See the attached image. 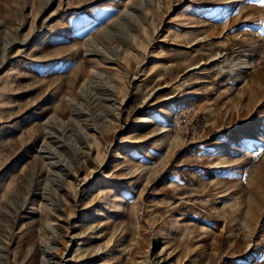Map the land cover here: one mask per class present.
<instances>
[{
	"label": "rangeland",
	"instance_id": "1",
	"mask_svg": "<svg viewBox=\"0 0 264 264\" xmlns=\"http://www.w3.org/2000/svg\"><path fill=\"white\" fill-rule=\"evenodd\" d=\"M0 264H264V0H0Z\"/></svg>",
	"mask_w": 264,
	"mask_h": 264
},
{
	"label": "bare ground",
	"instance_id": "2",
	"mask_svg": "<svg viewBox=\"0 0 264 264\" xmlns=\"http://www.w3.org/2000/svg\"><path fill=\"white\" fill-rule=\"evenodd\" d=\"M221 17H213V19H212V21L214 22L213 24H215V25H218V23H220L221 22ZM186 34H188V33H186ZM188 46H190V45H188ZM215 56V55H214ZM218 56V55H217ZM215 59H217V57H215V58H212V60H215ZM208 62L207 61H203V62H199V63H196V64H194V65H192V66H190L189 68H188V71L189 70H192V69H201L202 67H203V65H205V64H207ZM238 65H240L239 63H235L234 62V66H236L235 67V69H238V68H240ZM241 67H243V65H241ZM240 70V69H239ZM242 71V70H241ZM171 119H172V114L170 115V117H169V124L167 125V126H169L170 124H171ZM170 129V127L167 129V130H169ZM169 135V131H167L166 133H165V135H164V138H166L167 136ZM163 138V139H164ZM219 141H222L225 145H226V148H228V149H230V150H234V149H236L237 148V146H238V144L235 142V140H232V139H228V138H219L218 139ZM165 140H162V141H157L156 142V144H161L162 142H164ZM155 148L156 147H152L151 149H150V160H149V162L148 163H150V162H152V158L151 157H153L154 156V153H155ZM219 148V147H218ZM220 149V148H219ZM229 157L230 156H228V153L227 152H221L220 153V155L218 156V159L222 162H226V160L228 161L229 160ZM126 161H127V164H128V166L129 167H131V166H133V164L136 162L134 159H133V157H131L130 155H128L127 156V158H126ZM238 166H234V167H232V168H228L227 170H226V173H229L230 171H231V169H234V168H237ZM236 171V170H235ZM232 172H234V171H232ZM239 172V171H238ZM223 174V173H222ZM219 176L218 177H214V178H210V179H205V181H204V184H211V183H214L220 176H221V174H218ZM223 177V176H222ZM216 183V182H215ZM181 221H183L182 223H181ZM178 222H180L179 224H182V226H184L186 229H189V230H191V231H193L194 230V227H195V225L197 224L195 221H193V220H181V219H179L178 218ZM208 230H209V228H208ZM211 230V229H210ZM209 230V231H210ZM208 231V232H209Z\"/></svg>",
	"mask_w": 264,
	"mask_h": 264
}]
</instances>
